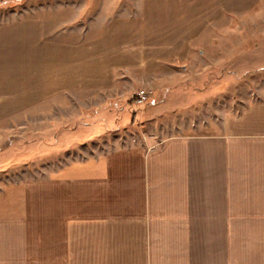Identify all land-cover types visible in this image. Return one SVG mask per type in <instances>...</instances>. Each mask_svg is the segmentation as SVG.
Wrapping results in <instances>:
<instances>
[{"label": "crops", "instance_id": "0c3cea01", "mask_svg": "<svg viewBox=\"0 0 264 264\" xmlns=\"http://www.w3.org/2000/svg\"><path fill=\"white\" fill-rule=\"evenodd\" d=\"M258 3L141 0L81 41L46 37L36 17L0 23V121L29 130L40 114L45 130L52 114L110 109L125 122L80 144L95 147L81 170L44 153L0 171V264H264V64L231 65L247 75L229 94L180 85L199 79L193 45L213 46L211 25ZM166 88L170 124L135 128L136 93L158 107Z\"/></svg>", "mask_w": 264, "mask_h": 264}, {"label": "rangeland", "instance_id": "374dc122", "mask_svg": "<svg viewBox=\"0 0 264 264\" xmlns=\"http://www.w3.org/2000/svg\"><path fill=\"white\" fill-rule=\"evenodd\" d=\"M140 6L141 0H0V23L6 24L27 19V17H36L43 22L46 37L81 41L98 35L113 20V17L137 13ZM225 14L222 19L211 25L212 29L206 36L213 44L212 47L204 48L201 41L193 45L190 63L194 65L192 61H195L197 64L193 73L200 72L199 79L181 81L182 87L196 90L208 87L210 91L217 90L229 94L228 92L235 88V84L247 75L244 73L241 76L238 73L241 69H246L245 67L231 65L237 62L251 66L257 60L264 64V0H259L257 6L251 10ZM202 48L205 56H201ZM219 64H225L226 67L223 66L225 70L220 68ZM209 65H211L210 68L202 73V70ZM253 75L259 76L262 73L257 72ZM179 87L176 86L173 89H179ZM167 88L161 92L162 97L167 95ZM142 90L147 92L145 89ZM191 100L189 101L192 104ZM157 101L158 99L155 98L145 101L143 107L147 104L146 111L139 115L140 123L135 128L139 130L141 125L147 124L157 127L170 124L172 118L168 111L171 107L170 97H165V102L161 101V106L152 105ZM130 109L136 111V105L132 103ZM166 109H168L167 113H165ZM107 110L106 114H102L92 123L90 114L85 115L84 112L79 118L76 114L65 116L52 114L51 119L54 122L50 123V129L49 124H45L47 126L45 130H42L44 124L43 116L40 114H36L35 123L29 130L25 126L17 127L9 116L2 119L0 121V171L16 164L23 169L29 166L32 168L41 166V161L32 163L29 160H38L44 153L47 159L51 158L55 165L64 168L66 172L81 170L80 164L87 162L88 159L86 152L80 153L81 149L91 152L95 148L88 147L89 145L81 148V143L95 140V137L107 128L110 129V133H113V130L125 127L124 115H121L120 111L114 115L113 110ZM75 113H77L76 110ZM196 114L197 110L185 109L180 110L178 116L186 118ZM82 117H84L83 120H81ZM176 117L175 114L173 118ZM89 123L92 133L87 130L86 124Z\"/></svg>", "mask_w": 264, "mask_h": 264}, {"label": "built area", "instance_id": "2783aa9c", "mask_svg": "<svg viewBox=\"0 0 264 264\" xmlns=\"http://www.w3.org/2000/svg\"><path fill=\"white\" fill-rule=\"evenodd\" d=\"M147 93V92H146ZM145 91L140 90L136 93V102L139 105H144L145 101L148 98V93L146 94Z\"/></svg>", "mask_w": 264, "mask_h": 264}]
</instances>
